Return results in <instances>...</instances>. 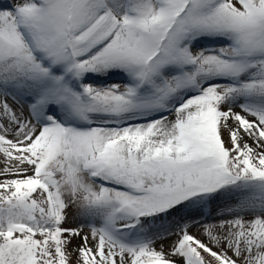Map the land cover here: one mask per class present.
Wrapping results in <instances>:
<instances>
[{
    "label": "snow or ice",
    "instance_id": "6c2138e0",
    "mask_svg": "<svg viewBox=\"0 0 264 264\" xmlns=\"http://www.w3.org/2000/svg\"><path fill=\"white\" fill-rule=\"evenodd\" d=\"M0 154V264H264V0L0 8Z\"/></svg>",
    "mask_w": 264,
    "mask_h": 264
},
{
    "label": "rangeland",
    "instance_id": "374dc122",
    "mask_svg": "<svg viewBox=\"0 0 264 264\" xmlns=\"http://www.w3.org/2000/svg\"><path fill=\"white\" fill-rule=\"evenodd\" d=\"M15 0H0V8H5L11 4H13ZM210 44H219V42H212L203 40L200 42L198 47L208 46ZM104 83H117L122 84L124 82V77L120 73H113L111 76H108L104 79ZM240 111V110H239ZM224 139L227 141L228 139V133L224 132ZM3 160L2 154H0V161ZM0 167H3V164L0 163ZM235 203V201H233ZM225 205V201L223 199H216L214 201L209 202L207 205H205L202 209L199 210L198 213L193 212L189 213L188 210H183L181 213H173L170 219L176 220L179 219L181 215L186 217V220L188 223H192L193 221H201V224H196L195 226H192L189 228L190 234L196 236L197 238L201 239L205 243H208V238L203 233V223H213L218 221L219 219H227L229 217H221L219 215L220 210ZM247 218V217H246ZM82 223V220L80 217L75 215V209L70 212L68 217V222L64 225L67 228H78L80 224ZM176 239L175 236L169 237L168 239H165L163 241H157L155 243V247L159 250L161 246H163V250L165 252L170 251V245L173 243V241ZM76 240L73 239L72 244L69 246L70 250L72 248H76L75 246ZM72 261L74 264L75 261V253L72 256Z\"/></svg>",
    "mask_w": 264,
    "mask_h": 264
},
{
    "label": "bare ground",
    "instance_id": "6f19581e",
    "mask_svg": "<svg viewBox=\"0 0 264 264\" xmlns=\"http://www.w3.org/2000/svg\"><path fill=\"white\" fill-rule=\"evenodd\" d=\"M233 110L236 111V112H239L240 109H239V107H236V108H234ZM229 123H232V122L229 121ZM248 143L251 145V144H252V141L249 140ZM85 232H87V228H85ZM75 240H76L75 246L77 247V246L80 245L81 241H80L79 238H76Z\"/></svg>",
    "mask_w": 264,
    "mask_h": 264
}]
</instances>
